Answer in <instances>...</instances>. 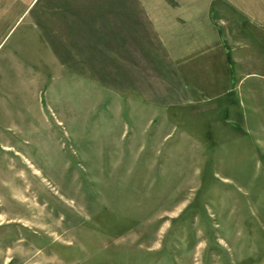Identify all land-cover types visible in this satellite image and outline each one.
<instances>
[{
    "label": "rangeland",
    "instance_id": "rangeland-1",
    "mask_svg": "<svg viewBox=\"0 0 264 264\" xmlns=\"http://www.w3.org/2000/svg\"><path fill=\"white\" fill-rule=\"evenodd\" d=\"M162 5L0 0V264H264L263 50Z\"/></svg>",
    "mask_w": 264,
    "mask_h": 264
},
{
    "label": "crops",
    "instance_id": "crops-1",
    "mask_svg": "<svg viewBox=\"0 0 264 264\" xmlns=\"http://www.w3.org/2000/svg\"><path fill=\"white\" fill-rule=\"evenodd\" d=\"M162 6L168 22L188 34V63L200 66L198 74L206 80L231 79V46L223 33L249 34L246 39L260 44L264 54V0H163Z\"/></svg>",
    "mask_w": 264,
    "mask_h": 264
}]
</instances>
